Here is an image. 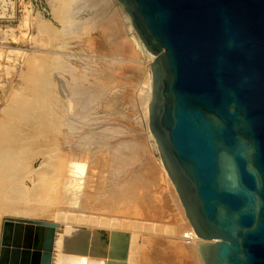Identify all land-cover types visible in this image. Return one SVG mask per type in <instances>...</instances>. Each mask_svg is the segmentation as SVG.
<instances>
[{"label": "water", "instance_id": "water-1", "mask_svg": "<svg viewBox=\"0 0 264 264\" xmlns=\"http://www.w3.org/2000/svg\"><path fill=\"white\" fill-rule=\"evenodd\" d=\"M116 2L153 60L148 129L202 264H264V0ZM57 226L6 222L0 264H51Z\"/></svg>", "mask_w": 264, "mask_h": 264}, {"label": "bare ground", "instance_id": "bare-ground-1", "mask_svg": "<svg viewBox=\"0 0 264 264\" xmlns=\"http://www.w3.org/2000/svg\"><path fill=\"white\" fill-rule=\"evenodd\" d=\"M62 2H64V0ZM63 6L65 7V9H67L65 17L64 16L63 17L65 18L66 21L69 19V22L71 23V27H70L71 30L70 31L73 32V34H75V35L81 36L82 32L84 31L85 24H89L90 25L89 30H91V32L94 33V35L96 36V38L99 41L98 42V44H99L98 49L104 50L106 53L107 52L110 53L109 55H111V56L109 57V55L108 56L105 55L106 57H104V58L102 57L104 60L103 62H105L104 63L105 65H100V66H103V70H98V71H100L99 73L93 72L92 70H90L93 73L90 72L91 74L89 73V75L85 74V72L74 71V69L76 67L73 69L74 66L72 67L71 64H69L70 61H66L65 59L63 60V59H61V57L57 58L53 61V63H52L53 64V66H52L53 71L56 70V73L60 72V74H62L64 77V80H63L58 76H53V78H54L53 83H54V85L56 84V86H57V88L55 87L54 89H57L59 94H61V92L63 90H65V88H67L68 93L65 92L66 96H64V98L68 100L67 101L68 104L66 103L67 104L66 108H64V109L62 108V111H61L62 114L59 112L57 113V114H61V115L56 116V117H60L59 120H56V124H55V119L53 120L54 125H53L52 121H51V123L49 122L50 120L48 122L46 121L47 123H49V126L52 127V125H53L54 131H55L54 134L52 132L53 128H51L52 131L48 130L49 127L44 128V129L48 130V134H50L49 132L51 131L52 136L56 139V140L55 139L51 140L52 142L50 144H52L53 141L55 140L56 141L55 145H57L56 147L60 146L59 149L57 148V150H63L68 155L65 158H63V160L60 163L61 165L59 163L58 164L60 165V167H62V168H60V170L61 169L64 170V172H66V174H67V181L65 180V185L63 187H67L66 188V189H68L67 193L70 196H67L66 197L67 199H64V198L63 199L68 200V199L74 198V200H75L77 197L79 198L78 201L76 200V202H74V205L71 204V206L74 207V210L77 209L76 212L75 211H73V212H75L76 215H78V213H81L80 215H82V213L84 214L85 209H87V210H85L86 211L85 213H87V214L88 213L90 214L94 211L92 205L87 204L89 201L84 199V197H83L84 194L79 196V193H80V189H79L80 187L79 186H80L81 181L83 180V178L86 174L85 173V171H86L85 170V163H84L85 161L83 162L81 160V155H80L81 151L83 150L81 146L85 147L83 151H86V153H88L87 150L91 151L92 155H96V156H97L98 152L101 153V154H98V155H101V159L95 158L96 159L95 160V159L90 157L92 159L91 160L86 155H85L86 156L85 158H87V160L89 158L91 160V162L94 161L93 165H96V167L98 166L100 171H101V169L107 170L106 173H108V175L105 174L107 176V180L104 181L103 179L102 180L100 179L102 181V183L100 182V189L103 188L101 186L102 184L106 185L108 183L107 184L108 188L104 189V190H105V194H106V191L111 190V194H112L111 200H110L111 202L109 203L110 205H107L108 204L107 203L106 204L107 207L103 208V209H105L106 215H104V214H102V215H104L105 217L100 214L101 217L98 216L99 217L98 221L96 219H93V217L95 215H93V216H91V214L87 215V218H89L91 216L89 218V221H88L89 223H87L88 224L87 226L82 224V222H85L87 220V218L84 217V215L76 216V217L74 216L75 218L74 217L73 218H74L75 223L73 221L63 222V220L65 219L64 215L68 214V213H64L63 218H62L63 220H61V222H59V223H56L55 222L56 220L55 221L40 220V219L31 220V218H30V220H28V219L22 218V217L29 216L27 214V211H25L26 208L22 207V208H24L25 212L23 211V209H21L22 210V212H21V211H18L19 209H13L12 206H10V205H6L7 207L5 205H1L0 208H2V209H3V207H6L5 210H3L4 214L7 213L11 216H6V215L4 216L3 215L2 219L0 220V248H1V236H2L1 232H2L3 226L6 222L18 221V220L21 222H24V223L28 222V221L48 222V223H54V224L58 225L57 227L54 228V238H53V243H52V248H51V264H196L197 260L199 261V264H202V261L199 257L197 245L202 244L204 241H202L201 239H199L196 236L193 229L189 225V222L185 217L184 210L181 206L178 195H177L173 185H171V186H172L173 192H174L173 195L175 196L176 199H173L174 197L172 196V193H171V196L170 195H168V196L172 197L171 199H173V201L172 200L171 201L174 202V204L177 203V205H178L177 208L180 209L182 216H183V217H181V213H180V217L183 220L185 219V222L184 223L182 222L181 223L182 225L181 224H179L178 226L176 225L177 228H173V229L171 228L173 231H174V229H176L175 230L176 233H174L173 237L171 236L172 233L169 234V230L165 224L160 223V225H159L158 223H156L159 225V226H157V225H154V223L151 224L150 221L148 222V220H152V221H158V220L162 221L165 219L167 220V218H168L167 216L169 215V214H167L168 213L167 207L169 204H172V202L171 203L168 202L169 197L165 198V196H164V198L167 200V201H165L164 199H161V197L159 196L161 194H159L160 190L158 189V187L160 186L159 184H161L160 180H163V179L160 178V176H158L159 175L158 172H160V171H158V172L156 171V169H158V168L156 166H153L154 163L152 164V162H151L152 158L151 159L149 158L151 156L146 155L147 152L149 153V151L147 149L148 147L146 146V144H148V143L145 144V142L142 141L144 143L143 144L140 141H138L137 139L131 140V139H129L130 137L126 138L127 135H125L123 133H122L123 135L118 134L119 130L118 131L115 130L117 132L114 131L111 134H109L110 132H106V131H109L107 129H106V131H102V132H101V130L98 131V128H101L103 125L101 124V122L98 123V121L96 123H94V121L96 120L95 118H100V117L95 115L96 113H102L103 114V113L107 112V114H109L111 112V113H113L112 115L116 116L117 118H120V119L124 118L125 119V117H126V115L123 113L124 110L122 111V109H121V106L126 104V101H127V100L125 101L126 95L128 96L131 94H128V92H126V90H121V91L116 90V87L118 86L117 82H116V76L125 75L127 77V79L133 78L132 77L133 75H137V76L140 75V77L143 76L145 78V79L143 78L144 82L141 80L142 81L141 85L143 87L142 88L143 90H141V91H143V92L136 94L137 95L136 99L138 101L137 104L140 105L139 107L143 110V111H139V112H141L143 114V118H144L143 119L144 120L143 126H145L144 131H146L145 132V134L147 135L146 139L148 138L147 142H148V140L150 142L149 148H152L153 151H155V153L157 154V156L159 158L155 141H154V139H153V137H152V135L148 129V103L150 101V93H151L152 85H151L150 71L147 68V66L149 67V65L153 61L152 58H151V61L147 64L145 72L143 70L144 68L141 69L140 66H139L140 70H138V68H136L137 65L136 66L134 65V67H133V66L128 64L129 67L126 66V64H127V63L125 64L126 60H125V58L124 59L122 58V55L124 56L126 53V55L130 58L134 57V56H133V51L131 49L130 41H128L129 39L122 37V34H123L122 32H123L125 27H123L121 16L123 14L124 15H126V14L124 13L122 7L116 2V0H66ZM123 17H125V16H123ZM125 18L124 19L126 20V22L128 20V23L130 24L128 28L131 30L130 33L132 32L133 37L136 39V41H135V39H134V41L137 42L136 44L139 46L138 48H141V50H143V52H146L147 54H149L151 56V54L146 51L144 45L141 43V41L138 39L137 35L135 34V32L131 26L129 17H125ZM124 39H127V40L124 41ZM140 52H142V51H140ZM129 60L130 59H128V61ZM103 62H102V64H103ZM98 64H100V63H98ZM98 64H95V65L98 66ZM130 64H132V63H130ZM73 65H74V63H73ZM47 68L48 67H46V69ZM98 69H99V66H98ZM75 70H78V69L76 68ZM146 78H147V81H146ZM36 79H38V78H36ZM51 79H49V80H51ZM47 80H48V78H47ZM31 82H32V80H31ZM31 89H33V88H31ZM40 92H42V91H40ZM51 94H52V92H51ZM59 94H57V96ZM42 95H44V94H42ZM42 95H41V97H42ZM19 96H21V95H19ZM45 97H42V99L40 98L41 101ZM128 98H126V99H128ZM130 98H132V96ZM18 99H16V100H18ZM11 101H12V99H11ZM14 101L12 103H14ZM44 101H46V99ZM12 103L9 104L8 106L12 105ZM41 104H42V102H41ZM66 104L64 103L63 105L65 106ZM137 104H135V105H137ZM13 105H15V103ZM58 105L61 106L60 103L57 104V106ZM32 106H34V105H32ZM48 106H49V104H48ZM50 106L52 107V105H50ZM51 107H50V109H51ZM37 108L39 109L41 107L38 106ZM39 110H37V111H39ZM48 110H49V108H48ZM91 110H93L92 115H91ZM9 112H10V110H9ZM41 112H43V111H41ZM41 112H39L40 117L42 114ZM53 112H54V109H53ZM53 112H51V113H53ZM32 113H33V110H32ZM39 113L37 112V114H39ZM48 113L49 112H47V114ZM35 114H36V112H35ZM53 116H54V114H53ZM92 116H95V117H92ZM99 116H101V115H99ZM42 117H44V116H42ZM56 117L54 116V118H56ZM127 117H128V115H127ZM32 118H34V117H32ZM32 118H30V119L32 120ZM101 118H103V117H101ZM112 118H114V117H112ZM104 119H105V117H104ZM104 119H101V120L105 121L106 119L105 120ZM137 119H138V117H137ZM136 120H135V122H136ZM139 120H141V118ZM92 121H93V123H92ZM141 123H142V121H140V123H139L140 126L142 125ZM8 124H9V126H11L10 129H12L14 127L13 125H10V123H8ZM1 125H2V122H1ZM17 126H18V124H17ZM31 126H32V123H31ZM104 126H106V124ZM143 126H141V127H143ZM112 127L116 128L117 126L115 127L112 125ZM38 128H39V126H38ZM109 128L110 127H108V129ZM4 129H6V128H4ZM15 129H16V127L13 128V131H15ZM9 130L8 131L5 130V131L8 132V134H6V135L10 139L11 135H13V134H11V132H10L11 130L10 131ZM40 130H39V132H40ZM13 131H12V133H16V131L15 132H13ZM44 131H46V130H44ZM44 131L41 132V133H43V136H45ZM39 132H37V133H39ZM5 133L6 132H2V133L0 132V149H2L4 147L5 142L9 145L12 143V142L9 143V142L5 141L7 139L6 138L7 136L5 135ZM130 133L131 132L128 133L129 134L128 136H130ZM126 134H127V132H126ZM17 135H18V133H17ZM110 135H112V137ZM21 136L22 135L20 134L19 137H21ZM30 136H31V134H30ZM76 136H80V138L77 137L78 138L77 142H75L73 140L74 137H75L74 139H76ZM37 137H38V135H37ZM32 138H34V137H32ZM41 138H42V136H41ZM50 138H51V136H50ZM9 139H7V140H9ZM15 139H17V138H15ZM44 139H45V137H44ZM12 140H13V138H12ZM140 140H142V139H140ZM42 141H43V139H42ZM13 142L15 143L14 140H13ZM24 143L26 145L27 141ZM44 143H45V141H44ZM21 144H22V142H21ZM48 144H49V142H48ZM2 145H3V147H2ZM52 145H54V144H52ZM150 145H151V147H150ZM26 146H29V145H26ZM44 147H46V146H44ZM53 147L54 146H52V148ZM27 148H29V147H27ZM49 148H51V147L49 146ZM11 149H12V147H11ZM14 149H18V148H14ZM19 150H21V149H19ZM38 150H40V148ZM55 150H53V151H55ZM11 151H13V150H11ZM51 151H52V149H51ZM1 153H2V151L0 152V154ZM26 153H28V150ZM30 153H32V152H30ZM44 154H45V152H44ZM58 154H60V152ZM103 154H105L104 157L102 156ZM5 155H7L6 152H5ZM10 155L9 156L12 158V156H13L12 152ZM64 155H62V156H64ZM144 156H146V157L149 156L148 157L149 162L147 163L148 165L146 164L147 166L144 165L145 168L147 167L149 170L153 171L152 173L148 172V175H150V176H148L146 174L147 178H144L145 177L144 172H142V173H144L143 174L144 176L139 175L140 172H138L139 171L138 169H140L139 166L141 167V165L138 166V169H137L138 171L136 170V167H137L139 161H141V163H142V161L146 162L145 160H140V159H144V158H141ZM31 157H32V154H31ZM33 157L35 158V155ZM2 158H3V156H2ZM11 158L9 161L4 159L6 164H8V162H9V164L11 165L10 162L14 161V160H11ZM23 158L25 159V156ZM49 159H50V157H49ZM27 160L28 159H25V163ZM2 161H3V159H2ZM52 161L50 160V162H52ZM159 161H160V167L162 168V170L161 169L160 170L163 171V173H164L163 175L171 183V181L168 178L167 172L165 171V169L162 165L160 158H159ZM45 162H47V161H45ZM12 163H15V162H12ZM86 163L90 164V162H86ZM51 164H53V163H51ZM26 165H28V164H26ZM6 166H8V165H6ZM42 166H46V164H43ZM89 168L91 169L92 167L89 166ZM143 168L141 167V169L143 171H145L146 169L144 168L145 169L144 170ZM0 169H1V166H0ZM99 169L96 168V170H99ZM58 170H59V168H58ZM142 170H140V171H142ZM17 171H16V173H17ZM103 171H105V170H103ZM50 172H52V171H50ZM94 172H96L95 169H94ZM142 173H140V174H142ZM146 173H147V171H146ZM30 174H33V172ZM60 174L63 176L62 172ZM93 174L95 175V173H93ZM99 174H100V172H99ZM33 175H35V174H33ZM101 175H98V177H100ZM31 177H33V176L29 177L30 180H31ZM96 177L97 176H95V178ZM40 178H42V177H40ZM60 179H62L61 176H60ZM12 180H13V178H12ZM18 180H20V179H18ZM63 180H64V176H63ZM4 181L5 180H3V182ZM39 181H40V179H39ZM57 181L58 182L61 181L60 183H62V180L57 179ZM93 182L95 183L96 181H93ZM35 183H37V182L35 181ZM44 183L46 184V182H44ZM90 183L91 182H89V184ZM8 184H10V183H8ZM34 185H32V186L34 187ZM81 186H82V184H81ZM96 186L99 187L98 184H96ZM33 187H30V188L35 189ZM88 187H90V186H88ZM40 188L41 187H39V189ZM57 189H59V188H57ZM162 189H163V187H162ZM5 190L7 191L8 189H5ZM89 190H91V189H89ZM97 190L99 191V188ZM157 190H159V191H157ZM164 190H165V188H164ZM30 191H32V190H30ZM37 191H38V189H37ZM91 191L93 192V190H91ZM96 191L94 190L95 193H96ZM168 191H169V189H168ZM170 191L172 192L171 189H170ZM170 191H169V194H170ZM16 192L18 193V191H16ZM56 192H59V191H56ZM32 193H34V192H32ZM6 194H7V192H6ZM25 194H26V190H25ZM103 194H104V192H103ZM109 194H110V192H109ZM57 195H59V194H56V196ZM101 195L102 194H100V197H101ZM107 195L108 194H106V196H104L105 199H107L106 197L110 198V196L109 195L107 196ZM86 196H88V195H86ZM94 196H96V195H94ZM24 197H29V196L27 195ZM59 197L61 198V196H59ZM88 197H90V196H88ZM102 197H101V199H102ZM19 198H17L18 201L21 199V198L20 199ZM23 198L21 201H23ZM55 198L53 200H55ZM96 198H98V197H96ZM25 199L27 200L29 198H24V201H25ZM94 199L95 198H93V201L96 200V199L95 200ZM39 200L40 199L36 200V202ZM46 200L48 201V199H46ZM2 201H1V203L4 202V201L3 202ZM27 201H29V200H27ZM41 201H39V202L42 203ZM57 201L60 202V200H57ZM97 201H98V199H97ZM108 201H109V199H108ZM175 201H176V203H175ZM5 203H6V201H5ZM15 204H17V203H15ZM15 204H14V206H15ZM55 204H53V205H55ZM93 204H94V202H93ZM53 205H52V207L55 208V206H53ZM21 206H23V205L21 204ZM21 206H18V207L21 208ZM60 206H57V207L59 208ZM96 207H95V210H96ZM101 207H103V206L101 205ZM173 207L175 208L176 206H173ZM54 208H53V211H54ZM58 208L57 209L55 208V210L60 212L62 209L59 208V210H60L59 211ZM61 208H63V206ZM48 209H49V207H48ZM175 209H174V211H175ZM63 210H62V212H63ZM65 210H66V208H65ZM82 210H83V212H82ZM97 211L101 212V210H98V209H97ZM176 211H177V209H176ZM180 211L178 210V212H180ZM49 212H50V210H49ZM171 212H172V210H171ZM36 213L37 212H35L33 214H36ZM154 213H157V215L159 216L157 218V220H155V218L157 216L155 217ZM40 214H39V216H40ZM12 215H15V217ZM16 215H17V218H16ZM31 215H32V213H31ZM106 216H108V217H106ZM124 216L127 217L128 220L125 221L123 218H121ZM34 217H37V216H34ZM57 217H59V216H57ZM175 218H176V216H175ZM178 218H179V216H178ZM84 219H85V221H84ZM171 221H173V220H171ZM71 222H73V223H71ZM176 222H178V221H176ZM20 224H22V223H20ZM84 224H86V223H84ZM176 226H173V227H176ZM60 252H62L63 255H60ZM196 257L198 259H196ZM190 260H191V262H190Z\"/></svg>", "mask_w": 264, "mask_h": 264}, {"label": "rangeland", "instance_id": "rangeland-1", "mask_svg": "<svg viewBox=\"0 0 264 264\" xmlns=\"http://www.w3.org/2000/svg\"><path fill=\"white\" fill-rule=\"evenodd\" d=\"M63 0H32V1H29V0H16V2H15V9H14V13H13V15L11 16V18L10 19H8L7 21H0V132L2 133V132H6L5 133V135L6 134H8V130L11 128V126H9V124L8 123H10V125H13L12 127L13 128H15L16 127V129H15V131H16V133H12V131H13V128L12 129H10L9 131L11 132V134H13V135H11V137H10V139H9V137L7 136L6 138L7 139H9V140H5V141H7V142H9V143H11L10 145L9 144H7L6 142L4 143L5 145H4V147H3V145H2V149H0V152L2 151V153L0 154V166H1V169H0V206L1 205H10V206H12V208L13 209H19L18 211H21L22 212V210L21 209H23V211H24V208H26L25 209V211H27V214L29 215V216H27V217H22V218H25V219H28V220H30V218H31V220H38V219H40V220H52V221H55L56 223H59V222H61V220H63L62 218H63V215H64V213H68V214H65L64 216V220H63V222H67V221H73L74 222V218L76 217V216H82V215H84V217H86L87 218V215H90L91 214V216H93V215H95L94 217H93V219H96L97 221H98V219H99V217H101L100 216V214L102 215V214H104V215H106L105 214V209H103V208H105V207H107V205H110L109 203L111 202L110 200H111V196H112V194H111V190L109 191H106V194H108L109 196H110V198L109 197H106L107 199H105V197L104 196H106V194H105V190L104 189H107L108 188V186H107V184L106 185H104V184H102L101 186L103 187V188H101L100 189V182L102 183V179L105 181V180H107V176L106 175H108V173H106V169H101V171H100V169H99V167L97 166L96 167V165H93V163H94V161L93 162H91V158H93V159H101V155H98V154H101L100 152H98V154H97V156L96 155H92V152L91 151H89V150H87V152L89 153H86V151H83L84 150V148L85 147H83V146H81L82 147V151H81V160L85 163V176H84V178H83V180L81 181V184H82V186H81V184H80V193H79V196L80 195H83L84 194V199L85 200H87V201H89L87 204H90V205H92V207H93V212L92 213H85L86 211L85 210H87V209H85L84 210V214L82 213V215H80L81 213H78V215H76V211H77V209L76 210H74V207L73 206H71V204L72 205H74V202H76V200L78 201L79 200V198L77 197L75 200H74V198H71V199H68V200H64V199H67L66 197L67 196H70L68 193H67V190L68 189H66L67 187H63L64 185H65V180L67 181V174H66V172H64V170H60V168H62V167H60V163H61V161L63 160V158H65L66 156H68L66 153H65V151H63V150H57V148L59 149V147H56L57 145H55L56 143V139L52 136V132H53V134H54V128H53V125H54V119H55V124H56V120H59L60 119V117H56V116H60L62 113H61V111H62V108L64 109V108H66L67 107V99H65L64 98V96H66V93L65 92H67L68 93V90H67V88H65V90H63L62 92H61V94H59V92H58V90L57 89H54L55 87L57 88V86H56V84L54 85V78H53V76H58V77H60L61 79H63L64 80V77H63V75L62 74H60V72L57 74L56 73V70L55 71H53V61L55 60V59H57V58H60L61 57V59H65L66 61H70L69 62V64H71V66L73 67V69L76 67L78 70H75L74 69V71H78V72H85V74H88L89 75V73L91 72L90 70H92L93 72H97V73H99L100 71H98V70H103V66H100V65H105L104 63L105 62H103L104 60H103V58L104 57H106L105 55H109L110 53H106L104 50H100V49H98V46H99V44H98V39L96 38V36L94 35V33L93 32H91V30H89L90 28H89V24H85V26H84V31L82 32V34H81V36L79 35H75V34H73V32H71L70 30V27H71V23L69 22V19L66 21L65 20V15H66V10L67 9H65V7L63 6L64 5V3H65V1L66 0H64V2H62ZM1 9H0V13H1ZM64 16V17H63ZM123 16H125V17H128L127 15H122L121 17H122V23H123V27H125L124 28V30H123V34H122V37L123 38H127V39H129L128 41H130V44H131V49H132V51H133V56L135 57H128L127 55H126V53H125V55L123 56L122 55V58L124 59L125 58V60H126V62H125V64H126V66H128V64L129 65H131V66H133L134 67V65L136 66V68H138V70H140V68L141 69H143L144 70V72L146 71V66H147V64L151 61V56L149 55V54H147L146 52H143V50H141V48H138L139 46L136 44L137 42H135L136 41V39L133 37V35H132V32L130 33V29L128 28L129 27V23H128V20H127V22H126V18L125 17H123ZM63 17V18H62ZM82 18V17H81ZM125 18V19H124ZM128 19V18H127ZM24 21V22H23ZM24 23V24H23ZM125 24V25H124ZM4 33V34H3ZM129 35V36H128ZM6 36V37H5ZM10 36V37H9ZM75 36V37H74ZM77 37V38H76ZM5 38V39H4ZM131 38V39H130ZM127 39H124V41L125 40H127ZM134 39H135V41H134ZM81 44V45H80ZM77 47V48H76ZM133 47V48H132ZM97 53H96V52ZM135 51V52H134ZM140 51H142V52H140ZM87 52V53H86ZM83 53V54H82ZM85 54V55H84ZM99 56V57H98ZM111 55H109V57H110ZM103 57V58H102ZM127 58V59H126ZM128 59H130L129 61H128ZM134 59V60H133ZM136 59V60H135ZM99 61V62H98ZM103 62V64H102V62ZM134 61V62H133ZM91 62V63H90ZM96 62V63H95ZM100 63V64H98V63ZM132 63V64H130V63ZM73 63H74V65H73ZM95 64H98V66H99V69H98V66L97 65H95ZM48 65V66H47ZM143 67H142V66ZM84 66V67H83ZM139 66H140V68H139ZM46 67H48L47 69H46ZM102 67V68H101ZM129 67V66H128ZM89 68V69H88ZM91 68V69H90ZM147 68L149 69V67L147 66ZM86 69V70H85ZM147 69V70H148ZM28 70V71H27ZM93 72H91V73H93ZM90 73V74H91ZM125 78H124V77ZM35 77V78H34ZM89 77V76H88ZM119 77V78H118ZM123 77V78H122ZM133 78H131V79H127V77L125 76V75H122V76H116V82H117V87H116V90H118V91H121V90H126V92H128V94H131V95H126V98H130L131 96H132V98H128V99H126L125 98V101H126V104L125 105H122L121 106V109H122V111H123V113L126 115V117H125V119L123 118V119H120V118H117L116 116H114V115H112L113 113H109V114H107V112L106 113H96L95 115L96 116H98V117H100V118H95L96 120L94 121V123H96L97 121H98V123H100L101 122V124L104 126L105 124H106V126H102L101 128H98V131H100L101 130V132L102 131H106V129L107 130H109V131H106V132H110L109 134H111L112 132H114L115 130H119L118 132V134H125V135H127V137L126 138H129V139H131V140H138V141H140L141 143H143V142H145V144L146 143H148V144H146V146L148 147L147 149H148V151H149V153L147 154L146 153V155H149V156H151V157H149V156H144V157H141V158H144V159H140V160H145L146 162H144V161H142V163H141V161H139V163H138V165H137V167H136V170L138 169V166L139 165H141V167L143 168H145V166H147L148 164V162H149V160H148V157L152 160L151 162H152V164H153V166H156L158 169H156V171L158 172V171H160V172H158V176H160V178H162L163 180H160V183L161 184H159L160 186L158 187V189L160 190H157V191H159V194H161V195H159L160 197H161V199H164L165 201H167L165 198H167V197H169L168 199L170 200H168V202L169 203H171L172 201H173V199H176L175 198V196L173 195V188H172V184L168 181V179L163 175L164 173H163V171H161L162 170V168L160 167V161H159V158H158V156H157V154L155 153V151H153V149L152 148H149V144H150V142H149V140H148V142H147V139H146V134H145V132L146 131H144V127L145 126H143V124H144V118H143V114L141 113V112H139V111H143L139 106L140 105H138L137 103H138V101H137V95L136 94H138V93H142L143 91H141V90H143L142 88V81L144 82V77L143 76H141L140 77V75L139 76H137V75H133L132 76ZM140 77V78H139ZM33 78V79H32ZM36 78H38V79H36ZM47 78H48V80H47ZM52 78V79H51ZM87 78V77H86ZM144 78V79H143ZM40 79V80H39ZM44 79V80H43ZM49 79H51V80H49ZM88 79V78H87ZM31 80H32V82H31ZM142 80V81H141ZM38 81V82H37ZM146 81H147V78H146ZM41 82V83H40ZM128 82V83H127ZM38 83V84H37ZM40 84V85H39ZM137 84V85H136ZM34 85V86H33ZM43 86V87H42ZM31 88H33V89H31ZM38 88V89H37ZM141 88V89H140ZM47 89V90H46ZM52 89V90H51ZM131 89V90H130ZM32 90V91H31ZM36 90V91H35ZM42 91V92H40V91ZM44 90V91H43ZM50 91V92H49ZM51 92H52V94H51ZM56 92V93H55ZM22 93V94H21ZM31 93V94H30ZM51 95H50V94ZM42 94H44V95H42ZM46 94V95H45ZM57 94H59L58 96H57ZM19 95H21V96H19ZM41 95H42V97H45L42 101H41V99H42V97H41ZM50 95V96H49ZM56 97H55V96ZM61 95V96H60ZM40 96V97H39ZM19 99H18V98ZM52 99H51V98ZM18 99V100H16V99ZM41 98V99H40ZM56 98V99H55ZM11 99H12V101H11ZM15 101H14V100ZM37 99V100H36ZM46 99V101H44ZM51 99V100H50ZM37 102H36V101ZM39 100V101H38ZM14 101V103H15V105H13L14 103H12ZM41 102H42V104H41ZM12 103V105L15 107H13L12 105H10V106H8L9 104H11ZM17 103V104H16ZM55 103V104H54ZM59 104L60 103V105L62 106H57V104ZM66 104L65 106L63 105V104ZM41 104V105H40ZM48 104H49V106H48ZM135 104H137V105H135ZM32 105H34V106H32ZM50 105H52V107L50 106ZM32 106V107H31ZM39 106V107H41V108H37V107ZM43 106V107H42ZM34 107V108H33ZM50 107H51V109H50ZM8 108V109H7ZM28 108V109H27ZM31 110H30V109ZM48 108H49V110H48ZM54 109V112H53V109ZM14 109V110H13ZM141 109V110H140ZM9 110H10V112H9ZM32 110H33V113H32ZM37 110H39V111H37ZM47 110V111H46ZM31 111V112H30ZM41 111H43V112H41ZM131 111V112H130ZM35 112H36V114H35ZM37 112L39 113V112H41L42 114H41V117H40V113L39 114H37ZM47 112H49L48 114H47ZM51 112H53V113H51ZM61 113V114H57V113ZM92 112H93V110H91V115H92ZM133 112V113H132ZM46 113V114H45ZM95 113V112H94ZM132 113V114H131ZM137 113V114H136ZM53 114H54V116L56 117V118H54V116H53ZM57 114V115H56ZM106 114V115H105ZM111 114V115H110ZM131 114V115H130ZM37 115V116H36ZM47 115V116H46ZM99 115H101V116H99ZM103 115V116H102ZM127 115H128V117H127ZM42 116H44V117H42ZM46 116V117H45ZM49 116V117H48ZM107 116V117H106ZM131 116V117H130ZM138 117V119H137V117ZM142 116V117H141ZM32 117H34V118H32ZM92 117H95V116H92ZM101 117H103V118H101ZM104 117H105V119H104ZM111 117V118H110ZM112 117H114V118H112ZM30 118H32V120L30 119ZM53 118V119H52ZM135 118V119H134ZM141 118V120H139ZM34 119V120H33ZM47 119V120H46ZM99 119V120H98ZM101 119H104L105 121H103V120H101ZM137 119V120H136ZM8 120V121H7ZM29 120V121H28ZM50 120V121H49ZM135 120H136V122H135ZM28 123H27V122ZM49 121L50 123H51V121H52V123H53V125H52V127L51 126H49V123H47V122ZM110 121V122H109ZM120 121V122H119ZM124 121V122H123ZM140 121H142V125L141 126H143V127H141L140 126ZM1 122H2V125H1ZM5 122V123H4ZM15 122V123H14ZM30 122V123H29ZM109 122V123H108ZM116 122V123H115ZM139 122V123H138ZM13 123V124H12ZM31 123H32V126H31ZM34 123V124H33ZM37 123V124H36ZM39 123V124H38ZM44 123V124H43ZM92 123H93V121H92ZM105 123V124H104ZM17 124H18V126H17ZM30 124V125H29ZM16 125V126H15ZM51 125V124H50ZM112 125L113 126H117L116 128H114V127H112ZM134 127H133V126ZM35 126V127H34ZM38 126H39V128H38ZM47 126V127H46ZM18 127V128H17ZM49 127V128H48ZM108 127H110L109 129H108ZM3 128V129H2ZM4 128H6V129H4ZM9 128V129H8ZM42 128V129H41ZM44 128H48V130H51L52 131V129L51 128H53V131L51 132H49L50 134H48V130L47 129H44ZM118 128V129H117ZM138 128V129H137ZM141 128V129H140ZM18 129V130H17ZM41 129V130H40ZM3 130V131H2ZM5 130H7V131H5ZM39 130H40V132H39ZM44 130H46V131H44ZM111 130V131H110ZM113 130V131H112ZM15 131H13V132H15ZM42 131H44L45 133H44V135L45 136H43V133H41ZM117 131H115V132H117ZM131 132L130 133V136H128L129 134V132ZM37 132H39V133H37ZM121 132V133H120ZM126 132H127V134H126ZM17 133H18V135H17ZM22 135L21 137H19V135L20 134ZM24 133V134H23ZM16 134V135H15ZM30 134H31V136L32 137H34V138H32L31 136H30ZM38 135V137H37V135ZM41 134V135H40ZM47 134V135H46ZM108 134V133H107ZM108 134V135H109ZM122 134V135H123ZM24 135V136H23ZM36 135V136H35ZM40 135V136H39ZM51 136V138H50V136ZM113 135V134H112ZM112 135H110L111 137H112ZM41 136H42V138H41ZM17 138V139H15V138ZM44 137H45V139H44ZM50 139H49V138ZM80 138V136H76V139H74L73 138V140L75 141V142H77V140H78V138ZM12 138H13V140L15 141V143L13 142V140H12ZM133 138V139H132ZM41 139V140H40ZM42 139H43V141H42ZM53 139H55L54 141H53V143L52 144H54V145H52V144H50L52 141L51 140H53ZM140 139H142V140H140ZM11 140V141H10ZM30 140V141H29ZM48 140V141H47ZM27 141V143H26V145H29V146H26L25 145V143L24 142H26ZM32 141V142H31ZM44 141H45V143H44ZM73 141V142H74ZM143 141V142H142ZM18 142V143H17ZM21 142H22V144H21ZM47 142V143H46ZM48 142H49V144H48ZM20 146H19V145ZM38 144V145H37ZM144 144V143H143ZM9 145V146H8ZM14 145V146H13ZM22 145V146H21ZM40 145V146H39ZM51 147V148H49V146ZM12 147V149H11V147ZM31 146V147H30ZM44 146H48L47 148L46 147H44ZM52 146H54L53 148H52ZM10 147V148H9ZM27 147H29V148H27ZM150 147H151V145H150ZM14 148H18V149H14ZM24 148V149H23ZM37 148V149H36ZM40 148V150H38ZM19 149H21V150H19ZM51 149H52V151H51ZM56 149V150H55ZM151 151H150V150ZM11 150H13V151H11ZM27 150H28V153H26L27 152ZM31 150V151H30ZM33 150V151H32ZM35 150V151H34ZM53 150H55V151H53ZM12 152V155L14 156H12V158L10 157L11 155V152ZM16 153H15V152ZM18 151V152H17ZM50 151V152H49ZM58 151V152H57ZM63 153H62V152ZM5 152H6V154L7 155H5ZM9 152V153H8ZM20 152V153H19ZM30 152H32V153H30ZM44 152H45V154H44ZM60 152V154H58ZM94 152V151H93ZM14 153V154H13ZM47 153V154H46ZM55 155H54V154ZM29 156H28V155ZM31 154H32V157H31ZM52 154V155H51ZM65 154V155H64ZM92 156H91V155ZM3 156V158H2V156ZM10 155V156H9ZM35 155V158L33 157ZM43 155V156H42ZM45 155V156H44ZM62 155H64V156H62ZM87 157H91L90 159L88 158V160H87V158H85L86 156ZM104 155L105 154H103L102 156L104 157ZM8 156V157H7ZM25 156V159H28L27 161H26V163H25V159L23 158ZM53 156V157H52ZM59 156V157H58ZM84 156V157H83ZM95 156V157H94ZM11 158V160H14V161H11L10 163H11V165L9 164V162H8V164H6V162L4 161V159H6V160H10V158ZM43 157V158H42ZM49 157H50V159H49ZM100 157V158H99ZM42 158V159H41ZM45 158V159H44ZM59 158V159H58ZM2 159H3V161H2ZM95 159V160H96ZM32 160V161H31ZM44 160V161H43ZM50 160L52 161V162H50ZM60 160V161H59ZM42 161V162H41ZM45 161H47V162H45ZM12 162H15V163H12ZM28 162V163H27ZM49 162V163H48ZM86 162H90V164H87ZM21 163V164H20ZM51 163H53V164H51ZM60 165H59V164ZM92 163V164H91ZM141 163V164H140ZM26 164H28V165H26ZM39 164V165H38ZM43 164H46V166H42ZM50 164V165H49ZM147 164V165H146ZM4 165V166H3ZM6 165H8V166H6ZM13 165V166H12ZM54 165V166H53ZM95 167H93V166ZM145 165V166H144ZM89 166L90 167H92L91 169L89 168ZM7 167V168H6ZM13 169H12V168ZM23 167V168H22ZM28 167V168H27ZM39 167V168H38ZM141 167L139 166V168L140 169H138L137 171L138 172H140V173H142V172H144L145 173V177L144 178H147V176H146V174L148 175V172L150 173H152L153 171H151V170H149L147 167L144 169L145 171H143L142 169H141ZM149 167V166H148ZM152 167V166H151ZM15 168V169H14ZM27 168V169H26ZM37 168V169H36ZM58 168H59V170H58ZM89 168V169H88ZM95 169V171L97 172H94V169ZM96 168H98L99 170H96ZM11 169V170H10ZM45 169V170H44ZM51 169V170H50ZM148 169V170H147ZM161 169V170H160ZM9 170V171H8ZM18 170V171H17ZM26 170V171H25ZM33 170V171H32ZM35 170V171H34ZM39 170V171H38ZM89 170V171H88ZM103 170H105V171H103ZM140 170H142V171H140ZM16 171H17V173H16ZM25 171V172H24ZM30 171V172H29ZM33 172V174H35V175H33V174H30V173H32ZM43 173H42V172ZM50 171H52V172H50ZM146 171H147V173H146ZM2 172V173H1ZM10 172V173H9ZM12 172V173H11ZM38 172V173H37ZM63 173V176H64V180H63V176L60 174V173ZM99 172H100V174H99ZM103 172V173H102ZM162 172V173H161ZM6 173V174H5ZM52 175H51V174ZM93 173H95V175L93 174ZM139 173V175H141V176H144L143 174L144 173H142V174H140ZM155 173V172H154ZM19 174V175H18ZM25 174V175H24ZM37 174V175H36ZM43 174V175H42ZM47 174V175H46ZM97 174V175H96ZM102 174V175H101ZM104 174V175H103ZM106 174V175H105ZM162 176H161V175ZM3 175V176H2ZM10 175V176H9ZM40 177H42V178H40ZM50 175V176H49ZM57 175V176H56ZM61 176V178L62 179H60V176ZM98 175H101L100 177H98ZM9 176V177H8ZM15 176V177H14ZM27 176V177H26ZM30 176H33V177H31V180H30ZM35 176V177H34ZM37 176V177H36ZM66 176V177H65ZM89 176V177H88ZM95 176H97L96 178H95ZM148 176H150V175H148ZM24 177V178H23ZM39 177V178H38ZM105 177V178H104ZM12 178H13V180H12ZM35 178V179H34ZM87 178V179H86ZM11 179V180H10ZM15 179V180H14ZM18 179H20V180H18ZM39 179H40V181H39ZM43 179V180H42ZM57 179H59V180H62V183H60L61 181H57ZM69 179V178H68ZM96 179V180H95ZM99 179V180H98ZM101 179V180H100ZM2 180V181H1ZM3 180H5L4 182H3ZM21 181V182H20ZM35 181L37 182V183H35ZM52 181V182H51ZM93 181H96L95 183L93 182ZM103 181V182H104ZM3 182V183H2ZM7 182V183H6ZM14 182V183H13ZM44 182H46V184L44 183ZM89 182H91L90 184H89ZM98 182V183H97ZM2 183V184H1ZM5 183V184H4ZM8 183H10V184H8ZM23 183V184H22ZM35 185H34V184ZM164 183V184H163ZM21 184V185H20ZM34 185V187L32 186V185ZM49 184V185H48ZM52 184V185H51ZM62 184V185H61ZM84 184V185H83ZM95 184V185H94ZM96 184H98L99 185V187L98 186H96ZM171 186H169V185ZM42 185V186H41ZM87 185V186H86ZM162 185V186H161ZM164 185V186H163ZM8 186V187H7ZM52 186V187H51ZM63 188H62V187ZM88 186H90V187H88ZM106 188H105V187ZM2 187V188H1ZM5 187V188H4ZM30 187H33V188H35V189H32V188H30ZM39 187H41L40 189H39ZM47 187V188H46ZM50 189H49V188ZM162 187H163V189H162ZM20 188V189H19ZM45 188V189H44ZM56 188V189H55ZM57 188H59V189H57ZM91 189V190H93V192H94V190L96 191L98 188H99V191L97 190L96 191V193L94 192H92L91 190H89V189ZM164 188H165V190H164ZM5 189H8L7 191L5 190ZM16 189V190H15ZM26 190V194H25V190ZM37 189H38V191L41 193H39L38 191H37ZM49 189V190H48ZM168 189H169V191H170V189L172 190V192L170 191V194H169V191H168ZM4 190V191H3ZM30 190H32V191H30ZM88 190V191H87ZM16 191H18V193L16 192ZM56 191H59V192H56ZM6 192H7V194H6ZM21 192V193H20ZM32 192H34V193H32ZM88 192V193H87ZM93 194H92V193ZM103 192H104V194H103ZM109 192H110V194H109ZM168 192V193H167ZM3 193V194H2ZM28 193V194H27ZM30 193V194H29ZM39 193V194H38ZM45 193V194H44ZM55 195H53V194ZM165 193V194H164ZM171 193H172V196L174 197L173 199H171L172 197H170L171 196ZM19 194V195H18ZM21 194V195H20ZM37 194V195H36ZM56 194H59V195H57L56 196ZM65 194V195H64ZM88 195V196H90V197H88V196H86V195ZM100 194H102L101 195V197H102V199H101V197H100ZM164 194V195H163ZM4 195V196H3ZM6 195V196H5ZM18 195V196H17ZM29 196V197H24V196ZM31 195V196H30ZM42 195V196H41ZM94 195H96V196H94ZM99 195V196H98ZM107 195V196H108ZM168 195H170V196H168ZM22 196V197H21ZM52 196V197H51ZM54 196V197H53ZM59 196H61V198L59 197ZM164 196H165V198H164ZM12 197V198H11ZM21 199H20V198ZM29 198V199H27V200H29V201H27L26 199H25V201H24V198ZM31 197V198H30ZM48 197V198H47ZM56 197V198H55ZM89 199H88V198ZM96 197H98V198H96ZM17 198H19L20 200V202L18 201V199ZM22 198H23V201H21L22 200ZM43 198V199H42ZM55 198V200H53ZM60 198V199H59ZM64 198V199H63ZM93 198H95L94 200L95 201H93ZM100 198V199H99ZM104 198V199H103ZM113 198V197H112ZM31 199V200H30ZM38 200V199H40L39 201H41L42 203H40L39 201H37L36 202V200ZM46 199H48V201L46 200ZM92 199V200H91ZM97 199H98V201H97ZM108 199H109V201H108ZM4 202H3V201ZM35 202H34V201ZM57 200H60V202L59 201H57ZM64 200V201H63ZM104 200V201H103ZM172 200V201H171ZM1 201L4 203H1ZM5 201H6V203H5ZM28 203H27V202ZM44 201V202H43ZM66 201V202H65ZM100 201V202H99ZM9 202V203H8ZM24 202V203H23ZM26 202V203H25ZM93 202H94V204H93ZM96 202V203H95ZM15 203H17V204H15ZM20 205H19V204ZM31 203V204H30ZM51 203V204H50ZM55 204V205H53V204ZM66 203V204H65ZM68 203V204H67ZM92 203V204H91ZM100 203V204H99ZM108 203V204H107ZM168 203V204H169ZM175 203H176V201H175ZM14 204H15V206H14ZM21 204L23 205V206H21ZM35 204V205H34ZM37 204V205H36ZM41 206H40V205ZM58 204V205H57ZM107 204V205H106ZM17 205V206H16ZM39 205V206H38ZM49 205V206H48ZM52 205L53 206H55V208L57 209L58 207L57 206H60L59 208L60 209H64L65 210V208H66V210L64 211L63 210V212H62V210L60 211L59 210V208H58V210L61 212H58L57 210H55V208L54 207H52ZM68 205V206H67ZM100 205V206H99ZM101 205L103 206V207H101ZM14 206V207H13ZM18 206H21V208L20 207H18ZM35 206V207H34ZM44 206V207H43ZM63 206V208H61ZM97 206V207H96ZM170 206V207H169ZM172 206V207H171ZM173 206H176L175 208L177 209V211H176V209L173 207ZM177 203L176 204H174V202H172V204H169L168 205V207H167V211H168V213L167 214H169L167 217V220L165 221V220H162V221H152V220H148V222L150 221L151 222V224H153L154 223V225H157V226H159L160 225V223L161 224H165L166 225V227L168 228V230H169V234H171V236L173 237V235H174V233H176L175 232V230L176 229H174V231L172 230L173 228H177V226L179 225V224H181L182 222L184 223L185 222V219L183 220V219H181V217H183L182 216V213H181V211H180V209H178L177 208ZM7 207V206H6ZM6 207H3V209L2 208H0V220L2 219V217H3V215L5 216H11V215H9V214H7V213H5L4 214V212H3V210H5V208ZM17 207V208H16ZM22 207H24V208H22ZM28 207V208H27ZM48 207H49V209H48ZM95 207H96V210H95ZM53 208H54V211H53ZM173 208V209H172ZM97 209L98 210H101V212H99V211H97ZM103 209V210H102ZM170 209V210H169ZM174 209H175V211L177 212H175L174 211ZM49 210H50V212H49ZM69 212H68V211ZM72 210V211H71ZM171 210H172V212H171ZM178 210L180 211V212H178ZM24 211V212H25ZM52 211V212H51ZM57 211V212H56ZM73 211H75V212H73ZM97 211V212H96ZM3 214H2V213ZM32 213V215H31V213ZM35 212H37L36 214H33V213H35ZM43 212V213H42ZM49 212V213H48ZM71 212V213H70ZM82 212H83V210H82ZM171 212V213H170ZM176 214H175V213ZM41 213V214H40ZM58 215H57V214ZM70 213V214H69ZM75 213V214H74ZM180 213H181V217H180ZM39 214H40V216H39ZM54 214V215H53ZM56 214V215H55ZM60 214V215H59ZM74 214V215H73ZM98 214V215H97ZM2 215V216H1ZM68 215V216H67ZM70 215V216H69ZM73 215V216H72ZM97 215V216H96ZM104 215H102V216H104ZM179 216V218H178V216ZM12 216H14L15 217V215H12ZM34 216H37V217H34ZM57 216H59V217H57ZM62 216V217H61ZM75 216V217H74ZM90 216V217H91ZM99 216V217H98ZM154 216L156 217L155 218V220H157V218L159 217L158 215H157V213H154ZM153 216V217H154ZM175 216H176V218L178 219H176L175 218ZM39 217V218H38ZM74 217V218H73ZM89 217V218H90ZM96 217V218H95ZM98 217V218H97ZM105 217V216H104ZM106 217H108V216H106ZM170 217V218H169ZM16 218H17V215H16ZM19 218V217H18ZM89 218H87V220L85 221V219H84V221L85 222H82V224L83 225H85V226H87L88 224L87 223H89L88 221H89ZM103 218V217H102ZM121 218H123L125 221L126 220H128V218L127 217H121ZM127 218V219H126ZM174 218V219H173ZM104 219V218H103ZM123 220V221H124ZM171 220H173V221H171ZM134 221V220H133ZM164 221V222H163ZM176 221H178V222H176ZM73 222H71V223H73ZM75 223V222H74ZM84 223H86V224H84ZM156 223H158V224H156ZM168 223V224H167ZM175 224V225H174ZM171 225V226H170ZM177 225V226H176ZM182 225V224H181ZM173 226H176V227H173ZM172 228V229H171ZM171 230V231H170ZM173 231V232H172ZM62 252H60V255H63V253L61 254ZM196 256V255H195ZM196 259H198L197 257H196ZM190 262H191V260H190ZM196 263V262H195ZM196 264H199V261L197 260V263Z\"/></svg>", "mask_w": 264, "mask_h": 264}, {"label": "built area", "instance_id": "built-area-1", "mask_svg": "<svg viewBox=\"0 0 264 264\" xmlns=\"http://www.w3.org/2000/svg\"><path fill=\"white\" fill-rule=\"evenodd\" d=\"M32 1V0H29ZM16 0H0V21H7L14 13Z\"/></svg>", "mask_w": 264, "mask_h": 264}]
</instances>
